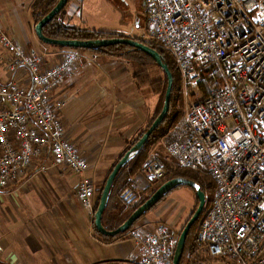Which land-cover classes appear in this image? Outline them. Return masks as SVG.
I'll return each mask as SVG.
<instances>
[{
  "label": "built area",
  "instance_id": "2783aa9c",
  "mask_svg": "<svg viewBox=\"0 0 264 264\" xmlns=\"http://www.w3.org/2000/svg\"><path fill=\"white\" fill-rule=\"evenodd\" d=\"M148 37L172 57L185 98L194 94L182 124L165 151L179 167L206 173L214 194L182 264L203 253L225 264H264V0H142ZM0 44L11 54L9 72L29 71L30 85L0 83V191L22 182L35 158L48 148L51 164L76 173V196L92 206L89 163L66 138L61 112L67 97H54L78 59L66 51L41 67L5 32ZM152 184L164 175L151 157L142 166ZM133 185L121 200H137ZM179 234L158 223L134 227L135 254L109 264H172Z\"/></svg>",
  "mask_w": 264,
  "mask_h": 264
},
{
  "label": "crops",
  "instance_id": "0c3cea01",
  "mask_svg": "<svg viewBox=\"0 0 264 264\" xmlns=\"http://www.w3.org/2000/svg\"><path fill=\"white\" fill-rule=\"evenodd\" d=\"M33 2L0 0V31L26 52L38 53L42 68L59 62L66 51L76 52L73 71L54 91V97H67L61 112L66 138L89 163L86 177L94 185V194L92 206L83 205L76 196L80 177L68 168L54 167L48 148L44 149L22 182L0 191V264H109L136 253L130 230H150L154 222L164 218L171 227V213H182L185 203L191 206L196 196L189 188H176L154 212H146L126 233L106 236L97 232L94 211L100 191L115 163L147 127L158 108V95L141 93L131 67L119 58L39 40L34 32ZM81 3L82 0L66 3L65 23L98 31L82 19ZM10 61L11 54L0 44V83L15 81L29 86V71L18 68L9 72ZM170 133L169 126L165 135L146 145L144 157L136 158L134 154L125 164L131 169L128 179L139 197L153 184L146 181L142 172L151 155H165V164L173 163L164 142H168L166 136ZM120 185L116 183V187ZM120 192L117 197L121 199ZM180 198H185V202L178 210ZM105 221L110 222L107 218Z\"/></svg>",
  "mask_w": 264,
  "mask_h": 264
},
{
  "label": "trees",
  "instance_id": "16d2710c",
  "mask_svg": "<svg viewBox=\"0 0 264 264\" xmlns=\"http://www.w3.org/2000/svg\"><path fill=\"white\" fill-rule=\"evenodd\" d=\"M57 1L58 0H34L33 6H32V13H33L34 21L37 22L38 20H40L47 12L50 11V9L55 5ZM66 5L63 7V9L58 14H56L52 18L51 21H49L46 25H44L42 29L44 35L50 38H56V39H94V38L113 37L111 34L101 31V30L100 31L99 30L98 31L88 30L85 28L74 27V26H71L65 23L64 16H65ZM120 37H124V36L121 35ZM143 43L149 45L150 47L156 49L158 52L161 53L163 61L167 64L169 70L172 73L173 83H172V90H171V96H170L169 110L165 116V119L151 133L149 138L145 141L144 147H142L135 154L134 157L136 158L144 157L145 156L144 148H146V145L152 140V138L155 139V138H159L165 135L169 127L168 125H170V123H172V121L176 118L175 95L173 94V91H174L175 82H176V73H177L176 71L177 70L174 66L172 57L159 43L153 40H150L148 43L146 42H143ZM54 46H59V45H54ZM80 49H83V48H80ZM83 50H91V49H83ZM91 51H99V52H103L108 55L110 54L112 55L113 54H118V55L129 54V58L131 57L132 59V67H131L132 77H133V80H134V83L137 89L143 94L158 95L159 97L158 108L156 112L152 115V117L148 120L147 127L145 128L146 130L162 108L164 93H165L166 84H167V78L163 70L146 53L138 50L137 48L129 46V45L115 44V45H110V46L98 48L96 50H91ZM144 131L141 132L139 137L142 135ZM157 158L160 159V161L163 163L164 175L162 178L153 182L152 187L149 189L150 192H153L164 181L170 178H173V177L181 176L184 178L194 180L196 183H198L201 189L203 190L206 199L209 198L210 192L213 189V185L208 178H204L201 176L202 174H206V173L196 172V171H192L189 169L179 167L174 162L173 164L175 166L170 167L168 164H165L164 160H162L159 157ZM130 171L131 169L127 165H124L118 172L117 176L115 177V180L111 187L107 205L102 215V220H103L102 223L104 227L108 230H112L116 228L118 225H120L126 219V217L139 204H141L147 198V196H142L138 198L136 201H134L133 204L126 205L119 197H117L119 196L120 190L130 184V181L128 179ZM118 182H120L121 184L119 188L118 186L116 187V183ZM180 187H187V186H180ZM97 204L95 206V209L97 207ZM201 217H202V214L198 218V220L192 225V227L190 228L188 232L183 255L186 251L191 250L193 236L199 226ZM106 218L110 220L109 224L106 223L105 221ZM127 231H125L124 233H126ZM120 234H123V233H120Z\"/></svg>",
  "mask_w": 264,
  "mask_h": 264
},
{
  "label": "water",
  "instance_id": "95a60500",
  "mask_svg": "<svg viewBox=\"0 0 264 264\" xmlns=\"http://www.w3.org/2000/svg\"><path fill=\"white\" fill-rule=\"evenodd\" d=\"M68 0H58L55 5L47 12L40 20H38L34 25V32L39 40L46 44L59 45L61 47L68 48H83L96 50L98 48L115 45L124 44L129 45L138 50L146 53L150 56L153 61L163 70L167 78L166 89L164 93L163 104L160 112L148 126V128L142 133V135L124 152V154L115 163L110 173L108 174L105 183L102 187L97 207L94 211V227L98 233L106 236H116L120 233H124L129 230L131 226L147 211H149L154 205H156L164 196H166L173 189L180 186H187L194 190L197 205L195 210L190 215L189 219L186 221L184 227L182 228L173 255L172 264H180L181 258L183 256L186 239L188 232L192 225L198 220L204 210L206 197L201 189L200 185L194 180L184 178L181 176L170 178L164 181L160 186H158L148 198H146L141 204H139L127 217L126 219L112 230H108L104 227L102 223V215L106 208L107 201L109 198L110 190L120 169L129 161V159L136 154L144 145L145 141L149 138L151 133L163 122L165 116L169 110L170 96L172 90L173 76L169 70L167 64L163 61L162 55L156 49L150 47L149 45L143 43L142 41L129 38V37H110V38H94V39H56L50 38L43 34V27L52 18L58 14L63 7L66 5Z\"/></svg>",
  "mask_w": 264,
  "mask_h": 264
},
{
  "label": "rangeland",
  "instance_id": "374dc122",
  "mask_svg": "<svg viewBox=\"0 0 264 264\" xmlns=\"http://www.w3.org/2000/svg\"><path fill=\"white\" fill-rule=\"evenodd\" d=\"M80 5L81 6L79 7L80 8L79 10H81L82 12V19L85 20L87 25L93 29H98L99 31L101 30L107 32L111 34L113 37H120L121 35H123L124 37L133 38L146 43H148L151 40L149 39L146 32V25L143 18L144 14L142 8V0H82V3ZM110 56L119 58L125 64H128L130 67H132V59L131 57L129 58V54H123V55L110 54ZM173 94L175 95L176 118L172 121V123H170V125H168L171 127V133L169 134V136L167 135L168 137L166 136V138H168L167 139L168 142L171 140L172 133L174 132V130H176V128H178L182 124L184 114L188 105H190V103L196 99V97H194V94H191L192 96H190L188 99L185 98V95L183 94L181 88V82L178 72L176 73V82H175ZM152 140H156V138L155 139L152 138ZM164 142L166 146L168 142L167 143L166 141ZM155 155L165 161L166 158L165 155L162 156L158 153L157 154L155 153ZM168 165L170 167L175 166L173 163H169V162ZM201 176L204 178H208L213 185V189L210 192L209 198L206 199L205 202V206L203 210L204 213V211H206V208H208L209 206L212 195L214 194L215 186H214V182L207 174H202ZM177 188H184V187H177ZM185 188H189V187H185ZM189 189L192 190L191 188ZM151 193L152 192H150L149 190L146 193V195L143 196H147L148 198ZM137 197L140 198L138 194ZM165 199L166 196H164L156 205H154L150 209V211L154 212L160 206L161 201H164ZM178 201H179V206L177 207V209L179 210L181 205L183 206L184 204L183 202H185V198H180ZM196 205H197V200L195 199L194 204H192L191 206L185 203L182 213L177 214V216L176 213H171L172 215L171 217L173 219V220L171 219V227L167 225L168 223L165 218L154 222L153 226H155L158 223H163L168 227L173 228L175 231L178 232V234H180L186 221L189 219L190 215L195 210ZM139 219L135 223H139L138 222ZM193 261L195 264H225V262L219 259H212L203 253H199L195 255L193 257ZM180 264L182 263L180 262Z\"/></svg>",
  "mask_w": 264,
  "mask_h": 264
}]
</instances>
